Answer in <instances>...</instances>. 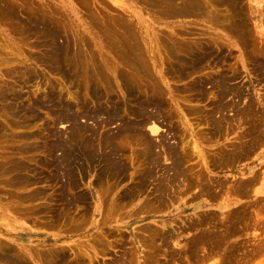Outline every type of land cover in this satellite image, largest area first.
Segmentation results:
<instances>
[{
	"label": "rangeland",
	"instance_id": "obj_1",
	"mask_svg": "<svg viewBox=\"0 0 264 264\" xmlns=\"http://www.w3.org/2000/svg\"><path fill=\"white\" fill-rule=\"evenodd\" d=\"M262 140L264 0H0V264H236Z\"/></svg>",
	"mask_w": 264,
	"mask_h": 264
},
{
	"label": "crops",
	"instance_id": "obj_2",
	"mask_svg": "<svg viewBox=\"0 0 264 264\" xmlns=\"http://www.w3.org/2000/svg\"><path fill=\"white\" fill-rule=\"evenodd\" d=\"M234 169L237 171L243 169L244 173L237 179H231L235 188L231 191L230 200L226 201L214 195L212 206L220 211L227 206L230 208L246 206L249 213H246L248 220L244 222L243 228L248 230L250 236L246 249L248 253L236 264H264V140L255 144L244 158H240ZM217 214L221 216V213ZM165 215L169 216L168 213ZM254 231H258L259 234L254 235ZM258 238L260 240L256 242Z\"/></svg>",
	"mask_w": 264,
	"mask_h": 264
},
{
	"label": "bare ground",
	"instance_id": "obj_3",
	"mask_svg": "<svg viewBox=\"0 0 264 264\" xmlns=\"http://www.w3.org/2000/svg\"><path fill=\"white\" fill-rule=\"evenodd\" d=\"M263 3V2H262ZM211 9V8H210ZM211 11H209V13H210ZM222 12V11H221ZM215 17V16H214ZM230 19V18H229ZM135 25V24H134ZM106 33V32H105ZM257 34V33H256ZM237 35V34H236ZM137 37V36H136ZM139 38V37H138ZM146 38V37H145ZM144 37H143V39H145ZM259 38V37H258ZM126 39V38H125ZM261 39V38H260ZM133 41V40H132ZM134 42V41H133ZM124 43V42H123ZM146 43V42H145ZM154 43V42H153ZM255 43V42H254ZM125 45V44H124ZM123 45V46H124ZM147 45V44H146ZM156 46V45H155ZM185 47V46H184ZM125 48V47H124ZM127 49V48H126ZM81 50V49H80ZM125 50V49H124ZM2 51V50H1ZM115 51V50H114ZM140 51V50H139ZM255 51V50H254ZM3 52V51H2ZM125 52V51H124ZM138 52V51H137ZM127 53V52H126ZM139 53V52H138ZM93 54V53H92ZM124 54V53H123ZM136 54V53H135ZM148 54V53H147ZM142 55V54H141ZM247 55V54H246ZM148 56V55H147ZM2 57V56H1ZM4 57V56H3ZM141 57V56H140ZM159 57V56H158ZM5 58V57H4ZM4 58H3V60H4ZM155 58V57H154ZM5 59H7V58H5ZM125 59V58H124ZM137 59V58H136ZM144 59V58H143ZM156 59V58H155ZM149 60V59H148ZM163 60V59H162ZM5 61V60H4ZM154 61V60H153ZM157 61V60H156ZM144 62V61H143ZM152 62V61H151ZM146 64H147V61H146ZM152 64V63H151ZM133 66V65H132ZM133 68V67H132ZM145 69V68H144ZM88 72V71H87ZM139 72H140V70H139ZM205 74V73H204ZM127 75V74H126ZM132 77V76H131ZM134 83V82H133ZM137 86V85H136ZM122 87V86H121ZM159 87H161V86H159ZM167 98V97H166ZM256 100V99H255ZM17 105V104H16ZM16 108V107H15ZM149 108V107H148ZM151 109V108H150ZM153 109V108H152ZM149 115V114H148ZM12 116V115H11ZM101 116V115H100ZM102 117V116H101ZM152 120V119H151ZM158 120V119H157ZM156 123V122H155ZM151 124V123H150ZM180 124V123H179ZM84 127V126H83ZM147 127V126H146ZM145 129V128H144ZM152 129L153 130H156V127H154V126H152ZM85 130V129H84ZM152 131V130H151ZM4 132H6V131H4ZM7 133V132H6ZM140 134V133H139ZM154 134V133H153ZM122 136V135H121ZM126 136V135H125ZM239 136V135H238ZM127 137V136H126ZM126 137H124V138H126ZM140 137V136H139ZM122 138V137H121ZM120 138V139H121ZM22 140V139H21ZM72 141V140H71ZM182 141H183V139H182ZM189 143V142H188ZM187 143V144H188ZM159 144V143H158ZM181 144V143H180ZM185 144V143H184ZM189 145V144H188ZM194 145V144H193ZM186 146V145H185ZM180 147H181V145H180ZM91 148V147H90ZM188 148V147H187ZM193 151L195 152V150H198V147H196V145H194L193 146ZM101 149V148H100ZM232 149V148H231ZM183 150V149H182ZM190 150V149H189ZM200 150V149H199ZM191 151V150H190ZM20 152V151H19ZM181 152V151H180ZM184 152V151H183ZM198 152V151H197ZM22 153V152H21ZM144 154V153H143ZM170 154V153H169ZM157 155V154H156ZM186 155H188V154H186ZM201 155H202V152H201ZM200 155V156H201ZM198 156V155H197ZM203 156V155H202ZM116 157V156H115ZM28 159V158H27ZM204 161V160H203ZM4 169V168H3ZM17 172V171H16ZM12 173V172H11ZM10 175V174H9ZM7 180V179H6ZM27 181V180H26ZM228 181V180H227ZM199 182V181H198ZM36 183V182H35ZM227 184V183H226ZM215 185V184H214ZM21 187V186H20ZM101 188H102V186H100ZM114 189V188H113ZM160 192V191H159ZM45 194V193H44ZM107 194V193H106ZM42 196V195H41ZM46 196H48V195H46ZM39 197V196H38ZM118 197V196H117ZM116 198V197H115ZM31 199V198H30ZM132 199V198H131ZM115 199H113V201H114ZM124 202V201H123ZM107 204V203H106ZM10 243V242H9ZM6 245V244H5ZM63 247V246H62ZM204 248V247H203ZM41 255V254H40ZM30 260V259H29ZM31 261V260H30ZM32 262V261H31ZM94 263V262H93ZM117 263V262H116Z\"/></svg>",
	"mask_w": 264,
	"mask_h": 264
}]
</instances>
